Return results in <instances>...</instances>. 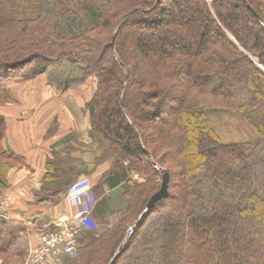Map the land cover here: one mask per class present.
Wrapping results in <instances>:
<instances>
[{"label": "trees", "instance_id": "obj_1", "mask_svg": "<svg viewBox=\"0 0 264 264\" xmlns=\"http://www.w3.org/2000/svg\"><path fill=\"white\" fill-rule=\"evenodd\" d=\"M40 74L62 90L96 79L86 109L96 161L111 166L92 214L105 185L126 184L118 222L68 264H264V0H0V80ZM220 110L254 138L225 143ZM62 163L48 161L42 200L76 183ZM21 164L0 137V195ZM156 166L169 190L140 218ZM28 232L0 217V264L24 261Z\"/></svg>", "mask_w": 264, "mask_h": 264}, {"label": "crops", "instance_id": "obj_2", "mask_svg": "<svg viewBox=\"0 0 264 264\" xmlns=\"http://www.w3.org/2000/svg\"><path fill=\"white\" fill-rule=\"evenodd\" d=\"M94 91L95 82L91 81L58 89L45 74L33 79L18 76L0 80V117L4 121L1 144L24 160L8 171L4 191L15 203L11 219L26 224L29 232L33 230L32 237L49 230L55 218L74 219L81 213V206L73 204L70 193L40 199L49 160L62 161L60 168L70 163L80 173L76 182L86 179L91 190L110 170L109 162L97 163L102 151L91 137L86 104ZM124 189L125 183L113 189L103 187L106 203L101 212L92 214L98 228L83 229L79 237L82 246L118 222L124 208ZM31 234L26 237L27 249ZM64 260L58 258L48 264H63Z\"/></svg>", "mask_w": 264, "mask_h": 264}, {"label": "built area", "instance_id": "obj_3", "mask_svg": "<svg viewBox=\"0 0 264 264\" xmlns=\"http://www.w3.org/2000/svg\"><path fill=\"white\" fill-rule=\"evenodd\" d=\"M135 174H133L134 177H137ZM89 186L86 179L73 186L70 192L71 198L76 205L81 206V214L74 219L55 218L54 225L49 230L35 235L32 251L29 252L27 258L28 264H48L58 258L66 259L75 256L78 248L82 246L79 237L83 229L87 227L96 230L98 228L91 218L95 200ZM9 199L5 197L1 205H8ZM0 217L11 218L8 210L3 211L2 208H0ZM132 231L133 228L128 227L127 236Z\"/></svg>", "mask_w": 264, "mask_h": 264}, {"label": "rangeland", "instance_id": "obj_4", "mask_svg": "<svg viewBox=\"0 0 264 264\" xmlns=\"http://www.w3.org/2000/svg\"><path fill=\"white\" fill-rule=\"evenodd\" d=\"M212 0H208V2H211ZM252 58L255 60L256 63H259V59L258 57H256L255 55L251 54ZM42 75V74H40ZM47 75V74H45ZM39 76V75H38ZM21 77V76H20ZM23 78V77H22ZM35 78V77H34ZM26 79V78H24ZM30 79H33V78H30ZM95 82L96 79L91 77L87 82ZM211 118H212V123L215 127V129L217 130L218 134L220 135L221 139L225 142V143H230V142H241V141H244V140H248V139H252L254 138L255 136V133L254 131L252 130V128L249 126V124L244 121L242 119V117L238 114H234V113H230V112H227V111H223V110H220V111H217L216 113H212L211 114ZM15 166V165H14ZM68 167H71L72 165L69 163V165H67ZM159 168V166H158ZM166 168V167H164ZM157 182L159 183V185H161L162 183V178L160 177L159 179V174L161 173V170L160 168L157 169ZM137 177H134L133 175V179L137 182H142L143 179L145 178L144 177V174L141 173V172H138L135 174ZM78 180V178H77ZM77 182L74 184L76 185ZM73 185V186H74ZM73 186L69 189V191L66 193L68 196H69V193L72 191L73 189ZM161 187V186H160ZM125 190V189H124ZM42 191V190H41ZM11 194H8L6 191L2 190V193L0 195V208H2L3 211H6L8 210L9 214H11V212L14 210L15 208V203L13 202V198L11 196H9ZM62 195H65V194H62ZM60 195V196H62ZM60 196L56 197V198H60ZM94 196V195H93ZM5 197H9V204L8 205H1V201L5 198ZM40 197V196H39ZM41 199V197H40ZM72 199V198H70ZM94 200L95 202L97 203V199L96 197H94ZM72 202V201H71ZM73 203V202H72ZM76 205V203H73ZM81 214V213H80ZM79 214V215H80ZM3 218V217H2ZM5 220H12L11 218L10 219H6V218H3ZM135 223V220L132 221V223L130 224L129 227H132L133 228V225ZM54 225V221L52 223ZM26 225V224H25ZM27 226V225H26ZM28 227V226H27ZM127 229L128 227L126 228L125 232L127 233ZM31 232H33V230H31L28 234L30 235ZM28 236V235H27ZM34 238H35V235L32 237V234H31V244L29 242V249H27V245H26V254H25V257H24V261H22L20 264H28L27 263V258H28V255H29V252H31L32 250V246L34 244ZM64 258V257H63ZM71 258V257H69ZM67 259L66 258L63 262V264H68L70 261L67 262Z\"/></svg>", "mask_w": 264, "mask_h": 264}, {"label": "water", "instance_id": "obj_5", "mask_svg": "<svg viewBox=\"0 0 264 264\" xmlns=\"http://www.w3.org/2000/svg\"><path fill=\"white\" fill-rule=\"evenodd\" d=\"M119 29V28H118ZM118 29L116 30L115 34H114V39L116 38ZM158 167V166H156ZM161 177H162V183H161V187L160 189L155 192L150 199L148 200L143 212L140 215V218L143 216L144 213H146L147 211H149L150 209H152L154 207V205L160 201L161 199H163L164 197H166L168 190H169V181H170V173L168 170L163 169L161 172ZM116 258V255L113 257V259L111 260L110 264H113L114 260Z\"/></svg>", "mask_w": 264, "mask_h": 264}]
</instances>
